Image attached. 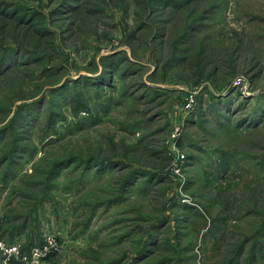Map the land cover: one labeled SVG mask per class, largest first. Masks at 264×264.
<instances>
[{
  "label": "rangeland",
  "instance_id": "1",
  "mask_svg": "<svg viewBox=\"0 0 264 264\" xmlns=\"http://www.w3.org/2000/svg\"><path fill=\"white\" fill-rule=\"evenodd\" d=\"M25 220L43 264H264V0H0L1 238Z\"/></svg>",
  "mask_w": 264,
  "mask_h": 264
},
{
  "label": "built area",
  "instance_id": "2",
  "mask_svg": "<svg viewBox=\"0 0 264 264\" xmlns=\"http://www.w3.org/2000/svg\"><path fill=\"white\" fill-rule=\"evenodd\" d=\"M243 82V79H238L235 82L237 89L244 87ZM195 98L196 92L190 93L189 99H187L188 106L186 108L190 112L195 105ZM175 133H179L178 128ZM175 165L178 168V163ZM27 248L22 250V244L9 243L0 236V264H43L47 257L60 249V242L57 236H44L37 244Z\"/></svg>",
  "mask_w": 264,
  "mask_h": 264
},
{
  "label": "trees",
  "instance_id": "3",
  "mask_svg": "<svg viewBox=\"0 0 264 264\" xmlns=\"http://www.w3.org/2000/svg\"><path fill=\"white\" fill-rule=\"evenodd\" d=\"M113 65H114V63H111V64H108V67H113ZM107 67V66H106ZM107 67V68H108ZM109 69V68H108ZM108 69H105L104 71H105V73H107V70ZM119 73H117V75H118ZM59 90V89H58ZM4 159H7L8 161H9V159L10 158H4ZM3 159V160H4ZM6 160V161H7ZM65 163H67V162H59V163H57L56 164V166L54 167V169H53V171H52V177L53 176H55L56 175V173H58V171L60 170V168L65 164ZM99 168V167H98ZM100 169V168H99ZM99 169H97V172L98 173H102V172H99L100 170ZM103 174V173H102ZM134 172H131L129 175H128V177H126V179H125V181L123 182V186H122V191H125V190H127L130 186H131V183H132V181H133V178H134ZM52 183V179H50V184ZM33 221V220H32ZM25 222H26V220L24 221V224H23V226H21V227H18L17 228V230H15V228H14V230H12V231H9L8 233L10 234H5V235H7V240H9V241H12L16 236L15 235H19V236H21L22 234H24L25 232H24V228H25V226H26V224H25ZM14 232H16V233H14ZM1 237H2V235H0ZM12 242H15V241H12ZM38 243V242H37ZM37 243H35V244H37ZM34 245V244H33ZM32 246V245H31Z\"/></svg>",
  "mask_w": 264,
  "mask_h": 264
},
{
  "label": "crops",
  "instance_id": "4",
  "mask_svg": "<svg viewBox=\"0 0 264 264\" xmlns=\"http://www.w3.org/2000/svg\"><path fill=\"white\" fill-rule=\"evenodd\" d=\"M22 237V236H21Z\"/></svg>",
  "mask_w": 264,
  "mask_h": 264
}]
</instances>
